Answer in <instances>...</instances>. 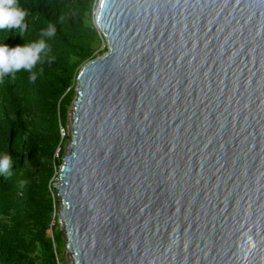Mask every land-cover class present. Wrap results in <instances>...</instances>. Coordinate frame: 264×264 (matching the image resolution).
Listing matches in <instances>:
<instances>
[{
    "label": "water",
    "instance_id": "obj_1",
    "mask_svg": "<svg viewBox=\"0 0 264 264\" xmlns=\"http://www.w3.org/2000/svg\"><path fill=\"white\" fill-rule=\"evenodd\" d=\"M54 184L72 264H264V0H99Z\"/></svg>",
    "mask_w": 264,
    "mask_h": 264
},
{
    "label": "trees",
    "instance_id": "obj_2",
    "mask_svg": "<svg viewBox=\"0 0 264 264\" xmlns=\"http://www.w3.org/2000/svg\"><path fill=\"white\" fill-rule=\"evenodd\" d=\"M98 2L18 0L28 13L22 28L0 30V42L11 48L37 40L49 23L56 27L46 40L53 59L37 63L35 82L23 69L0 81V154L12 159L0 174V264L64 263L53 185L65 154L62 131L66 134L77 77L107 52L92 23Z\"/></svg>",
    "mask_w": 264,
    "mask_h": 264
},
{
    "label": "clouds",
    "instance_id": "obj_3",
    "mask_svg": "<svg viewBox=\"0 0 264 264\" xmlns=\"http://www.w3.org/2000/svg\"><path fill=\"white\" fill-rule=\"evenodd\" d=\"M27 14V11L19 5L18 0H0V30L10 31L22 28ZM55 34V25L49 23L35 41L11 48L0 42V81L6 75L23 69L29 73V82H35L38 73L33 69L38 62H42L43 57L48 56L50 48L46 40L54 37ZM52 59L53 57L48 56L49 62ZM11 163L12 159L7 153L0 154V174L7 172Z\"/></svg>",
    "mask_w": 264,
    "mask_h": 264
},
{
    "label": "rangeland",
    "instance_id": "obj_4",
    "mask_svg": "<svg viewBox=\"0 0 264 264\" xmlns=\"http://www.w3.org/2000/svg\"><path fill=\"white\" fill-rule=\"evenodd\" d=\"M96 10H97V7H96V9H95V11H94L93 22H92V23H93V26L97 29V27H96V25H95ZM97 31H98V30H97ZM104 47H106V45L103 43L101 49H103ZM100 57H101V56H100ZM73 102H74V101H73ZM73 104H74V103H73ZM73 104H72V107L70 108L69 118H70V114H72V112H73ZM69 125H70V120L68 119L66 134L64 133V131H62V135H63V137L66 135V139H67V140L65 141V153H66V147L68 146V143L71 141V138L68 136V135H69V131H68ZM64 155H65V154H64ZM58 175H59V172L57 173V178L55 179L54 184H57L58 181H59V179H58ZM53 186H54V185H53ZM59 210H60V205H58V206L56 207V216H57V217H58ZM62 248H63V249L60 250V256H61V258H63V260H64V263H62V264H72V262H71V258L68 257V251H67V249L65 248L64 244H63ZM62 262H63V261H62Z\"/></svg>",
    "mask_w": 264,
    "mask_h": 264
}]
</instances>
